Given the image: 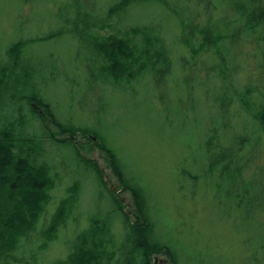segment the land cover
Listing matches in <instances>:
<instances>
[{
    "label": "rangeland",
    "instance_id": "rangeland-1",
    "mask_svg": "<svg viewBox=\"0 0 264 264\" xmlns=\"http://www.w3.org/2000/svg\"><path fill=\"white\" fill-rule=\"evenodd\" d=\"M117 1L0 0V125L6 119L18 120L21 107L15 137L24 148L31 147L28 138L36 143L54 178L48 214L68 187L78 183L77 205L57 237L42 250L35 240L31 252L37 264L65 259L81 230L96 233L99 242L108 245L115 253L113 264H126L124 256L116 254L124 239L122 216L108 194L113 192L133 221L138 215L128 189L133 186L144 196L142 216L151 226L149 240L165 243L174 254L152 253L151 264H264V213L248 222L242 221L241 212L235 217L229 200L223 197L219 202L215 195L214 177L205 174L208 134H225L221 142L231 146L229 138L235 133L245 136L254 129L244 103L245 87L258 83L264 97L259 76L260 61L264 62L262 27L248 34L242 29L232 40L231 33L242 27L243 20L226 1L135 2L124 11L106 13ZM208 25L223 40L194 63L183 37L188 33L197 48L198 28ZM58 31L57 37L42 38ZM110 35L128 40L130 51L138 58L142 54L144 62L160 48L167 50L171 65L161 74L160 84L148 67L132 80L125 71L116 79L104 76L100 67L105 61L88 39ZM35 37L40 39L25 46L17 65L10 67L9 45ZM34 93L50 104L58 123L95 130L117 156L121 179L112 174L97 146L84 145L79 157L98 166L104 184L78 160L71 145L52 141L45 131L57 128L24 98ZM258 95L252 92L253 102H258ZM258 135L264 139L258 132L251 140ZM255 176L260 178L263 172ZM29 252L20 249L18 255Z\"/></svg>",
    "mask_w": 264,
    "mask_h": 264
},
{
    "label": "trees",
    "instance_id": "trees-1",
    "mask_svg": "<svg viewBox=\"0 0 264 264\" xmlns=\"http://www.w3.org/2000/svg\"><path fill=\"white\" fill-rule=\"evenodd\" d=\"M147 1L162 3L165 0H118L107 9L106 13L114 14L124 11L132 3ZM219 1H226L231 12L243 20L242 27L235 28L231 33L232 40L237 38V34L242 29L248 34L261 26L263 29L261 34H263L264 0ZM198 31L201 32V41L197 48L194 47V40L188 38V33L183 37L192 52L190 59L194 63H197L195 62L197 58L209 48L216 49L219 42L223 40L221 33L215 31L214 27L211 28V25L199 27ZM60 34L61 32L58 31L42 38L49 40ZM39 39L40 37H35L12 42L6 50L10 60L9 66L14 68L21 58L24 47ZM88 42L96 54L102 55L105 62L100 67V71L106 77L112 74L116 79L125 71L124 75L127 74L129 80H132L144 67H148L155 83L160 84L161 74L168 73L171 65V59L164 48H160L152 58L148 57V60L144 62L141 60L142 54L141 58H138L134 56V52L130 51L128 40L110 35L102 40L91 36ZM216 53L220 54L219 50H216ZM259 66L262 67L260 72L263 74V76H259L261 80H264V62L260 61ZM258 86L256 83L245 87L246 100L244 103L255 122L252 132L245 133V136L241 135L243 132L235 133L232 139L229 138L231 146L221 142L225 134L221 137L215 131L210 136L208 134L205 140V150L208 155L205 174L214 177L215 195L219 202L223 197L227 198L229 212L235 217H238L241 212V219L246 222L256 218L258 214L264 213V162L260 161L258 164L259 160L264 159L261 157L264 154V139L262 138L261 141L258 135L257 140L254 142L251 140L252 134L264 133V97H262V91L258 89ZM253 91H257L259 94L256 96L258 102H253L256 100L252 98ZM24 98L34 107L40 108L43 115L50 118V122L57 128L54 132L45 131L52 141L62 145H71L75 149L79 161H81L80 148L84 145L97 146L104 154V159L112 174L121 179L123 172L117 156L100 139L95 130L63 126L58 123L50 111V104L39 94H30ZM17 116L18 120L22 118L21 107H18ZM38 117L46 128L41 116L38 115ZM18 120L8 121L6 119L0 125V264H37L36 256L34 252H31L34 251L32 248L35 245V240L40 241L39 247L42 250L47 246V243L57 237L61 227L65 226L77 205L78 183L73 182L68 187L67 195L62 197L53 212L48 214L46 207L51 197L50 190L54 186V178L50 173L51 167L41 159L42 151H38L39 148H36V143L31 138L26 140L28 145L31 144V147L24 148L20 145V139L18 140L13 132L14 125L19 122ZM256 158H258L257 161ZM81 162L87 168L92 169L99 182L104 184L101 170L94 162L88 160ZM252 165L253 167H251ZM258 172H263V176L256 177L255 174ZM198 178L199 176L195 177V179ZM128 189L132 194L138 213L137 218L133 221L122 211L121 202L113 196V192L108 194L112 198L115 208L121 214L124 224V239L121 250L117 249V256L123 255L126 264H151L150 256L157 252H164L168 256L174 257L168 245L149 240L151 226L142 216L145 203L142 190L135 186ZM96 219L94 218L92 222H97ZM81 231L77 233L65 259L58 260L54 264H113L115 253L107 248L108 245L100 243L96 233ZM36 233L38 237L34 239ZM20 249L23 252H30L24 257H20L18 255Z\"/></svg>",
    "mask_w": 264,
    "mask_h": 264
}]
</instances>
